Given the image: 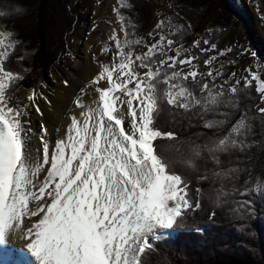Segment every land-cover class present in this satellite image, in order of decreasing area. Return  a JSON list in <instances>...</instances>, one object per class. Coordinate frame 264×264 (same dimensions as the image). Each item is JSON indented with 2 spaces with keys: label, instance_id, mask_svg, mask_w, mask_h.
I'll return each instance as SVG.
<instances>
[{
  "label": "snow or ice",
  "instance_id": "obj_1",
  "mask_svg": "<svg viewBox=\"0 0 264 264\" xmlns=\"http://www.w3.org/2000/svg\"><path fill=\"white\" fill-rule=\"evenodd\" d=\"M116 5L79 114L53 137L32 128L30 110L50 102L26 84L29 53L9 26L21 9L0 0V264H150L190 214L245 221L264 204V66L233 70L257 53L196 32L197 0L157 6L142 34L136 0ZM176 125L202 130L181 139Z\"/></svg>",
  "mask_w": 264,
  "mask_h": 264
},
{
  "label": "trees",
  "instance_id": "obj_2",
  "mask_svg": "<svg viewBox=\"0 0 264 264\" xmlns=\"http://www.w3.org/2000/svg\"><path fill=\"white\" fill-rule=\"evenodd\" d=\"M144 1L147 2V0H136V8L138 5L142 7ZM15 2L18 4L15 0L11 1V3ZM42 2L37 6L41 14L35 12L36 20L42 16L43 18L39 21L49 24V15H44L42 12ZM57 2L62 11H65L66 18L62 20L65 23L59 28L54 25L57 29L51 24L45 25L46 31L53 32L51 36L53 42L49 47L40 48L36 45L32 51L29 52L28 49L29 56L24 62L26 68H29V65L32 68L41 65L47 69L56 64L60 57L67 54L68 35L74 30L77 18L75 14H72L70 20L66 12H72L71 7L76 6L80 0H57ZM197 2L199 7L189 12L196 32L202 31L206 25L212 26L219 30L215 36L216 42L221 47L243 46L255 51L257 57L264 63V48L252 32L253 23L250 14L243 11L238 0H198ZM251 2L260 18L264 13V0H251ZM49 3V8L54 10V3L52 1ZM28 7L27 5L29 10ZM214 7L216 12H208ZM206 13L210 17L215 15L209 24L202 23L200 20L201 14L205 16ZM260 20L264 26V20L261 18ZM38 29L40 28L36 22L33 27L34 36H37ZM186 39H191V37ZM248 54L250 53L246 52L238 63L240 64ZM233 70L239 74L237 66ZM253 95L255 94L253 93ZM164 130H168L167 127ZM197 130L202 129H184L180 125L175 126V131L181 139ZM155 143L166 142L157 141ZM255 208V215L245 221L234 220L226 212L220 210H217L216 215L212 218H209L207 211L190 214L180 231L174 236L156 243L157 251L151 254L150 264H264V204L257 201ZM197 227L202 228L203 231H190ZM155 256H159V259L154 262Z\"/></svg>",
  "mask_w": 264,
  "mask_h": 264
},
{
  "label": "rangeland",
  "instance_id": "obj_3",
  "mask_svg": "<svg viewBox=\"0 0 264 264\" xmlns=\"http://www.w3.org/2000/svg\"><path fill=\"white\" fill-rule=\"evenodd\" d=\"M15 1H17L18 4L16 2L11 4L14 7L20 8L21 14L15 19L11 20L9 22V26H14L15 30L19 33L20 38L23 39L24 49L26 51L29 49L30 52L32 49H35L36 45H38L40 48H45L46 46L49 47L53 42L51 39L53 32L50 30L46 31V26L51 24V26L53 25L52 27L57 25L59 28L63 23H65L62 22L63 18H66L65 11H62V9L59 7L57 0ZM41 1H43V14L49 15V24H46V22L43 24V21H39L43 18L42 16L38 17L36 20L37 14H35V12H39V14H41L40 10H38L39 7H37L38 4H41ZM49 1L54 3V10L51 7L49 8ZM166 2L167 0H147L146 3L144 1L142 7L138 5L135 11L136 18L138 19V30L141 34L143 33L144 28L149 27L153 23V13L157 6L163 7ZM238 2L240 3L243 11L250 14V18L252 19L253 23L252 32L256 35V39L258 40L259 44L264 48V26L258 17L254 4L251 2V0H238ZM27 5L29 6V10L27 9ZM114 6H117L116 0H80L76 6L71 7L72 12H66L70 20L72 14H75L77 18V21L74 24V30L68 35V44H66L67 54L60 57L56 64L47 69L43 68L41 65H36L34 68H32L31 65L28 64L30 67L28 68L29 72L27 74L26 84L38 87V90L42 91L47 97V100L50 102L46 103L42 99L38 101L42 109L43 116H39L34 111L30 110L32 128L34 130H37L38 125L43 122L53 137L56 135V129L60 130L61 136L63 135L68 123V119L65 116L64 111L67 109L66 105L72 104L73 106L74 100L79 95L80 88L85 84L82 82V84L78 85L76 92L71 94V97L67 96V93L72 89V78L71 76L69 78V74L73 71L75 68L74 66L78 63L77 61L79 59H81L82 62L88 61L91 70H96V65L93 61V55L96 54L99 56L101 42L106 40L111 29L116 27L114 22L115 16L112 12V8ZM208 12H216V8L214 7ZM207 13L205 16H202L201 14L200 20L202 23L209 24L215 16L214 15L210 17L207 15ZM36 22L38 23L40 29L37 31V36H34L33 27H35ZM3 26V22L0 21V28H3ZM57 27L54 28L57 29ZM53 31L56 30L53 29ZM85 47H87V50ZM83 48L84 57L81 56L80 52V50ZM100 59H105V57L100 56ZM257 61H259L262 66H264V63L261 62V59L258 57H252L250 54H248L240 64H237L238 72H241V66L247 67L251 64L253 67H256ZM65 81H67V85H65ZM83 99L84 102L87 103L89 97L85 96ZM47 119H49V122H47ZM33 142L36 143L35 138L33 139ZM11 245L13 247H22L23 240L13 239L11 241ZM156 259H159V256H155L154 262Z\"/></svg>",
  "mask_w": 264,
  "mask_h": 264
},
{
  "label": "bare ground",
  "instance_id": "obj_4",
  "mask_svg": "<svg viewBox=\"0 0 264 264\" xmlns=\"http://www.w3.org/2000/svg\"><path fill=\"white\" fill-rule=\"evenodd\" d=\"M89 47V44H88ZM87 50V47H85ZM81 56L84 57V48L80 50ZM88 57V53H87ZM84 60V59H83ZM78 63L75 64V68L73 71L69 74V78L71 76L72 78V89L70 92L67 93V96L71 97V94H74L76 90L78 89V85L82 84V82L86 83L88 79L91 78L92 75H94L95 70H91L90 64L88 61L82 62L81 59L77 61ZM92 66V65H91ZM93 68V66H92ZM77 69V71H76ZM71 84V83H70ZM65 87V86H64ZM67 90V89H66ZM62 92V91H61ZM52 97V96H51ZM73 97V96H72ZM70 100V99H69ZM67 109H65V116L68 117L69 113L78 115L79 114V109L75 107V104L71 105H66ZM47 122H49V119H47ZM12 241V240H11ZM10 241V243H11ZM19 241V240H18ZM14 245V244H13ZM16 247V246H15Z\"/></svg>",
  "mask_w": 264,
  "mask_h": 264
}]
</instances>
